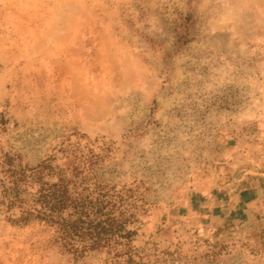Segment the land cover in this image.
Here are the masks:
<instances>
[{"label":"rangeland","instance_id":"obj_1","mask_svg":"<svg viewBox=\"0 0 264 264\" xmlns=\"http://www.w3.org/2000/svg\"><path fill=\"white\" fill-rule=\"evenodd\" d=\"M93 154L151 264H264V0H0V165ZM8 216L0 264H75Z\"/></svg>","mask_w":264,"mask_h":264},{"label":"trees","instance_id":"obj_2","mask_svg":"<svg viewBox=\"0 0 264 264\" xmlns=\"http://www.w3.org/2000/svg\"><path fill=\"white\" fill-rule=\"evenodd\" d=\"M187 19H193L192 13ZM94 157L76 156L68 170L51 161L19 168L7 157L0 165V213H8L16 226L39 223L52 229L54 246L75 264L92 253L101 255L104 264H151L154 255L135 246L147 204L131 187L100 181Z\"/></svg>","mask_w":264,"mask_h":264},{"label":"crops","instance_id":"obj_3","mask_svg":"<svg viewBox=\"0 0 264 264\" xmlns=\"http://www.w3.org/2000/svg\"><path fill=\"white\" fill-rule=\"evenodd\" d=\"M261 175L264 176V172H263V171L261 172ZM258 192H259V191H258ZM258 194H259V193H258ZM244 203H245V202H244ZM246 203H247V202H246ZM246 203H245V204H246Z\"/></svg>","mask_w":264,"mask_h":264}]
</instances>
